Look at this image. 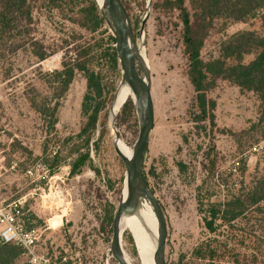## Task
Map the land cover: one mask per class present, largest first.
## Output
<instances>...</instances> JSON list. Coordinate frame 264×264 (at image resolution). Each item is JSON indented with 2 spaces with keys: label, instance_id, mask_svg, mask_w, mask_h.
I'll use <instances>...</instances> for the list:
<instances>
[{
  "label": "rangeland",
  "instance_id": "obj_1",
  "mask_svg": "<svg viewBox=\"0 0 264 264\" xmlns=\"http://www.w3.org/2000/svg\"><path fill=\"white\" fill-rule=\"evenodd\" d=\"M122 1L139 51L150 66L155 123L145 171L167 217L168 264H205L197 251L206 246L218 250L217 264H251L253 254L264 264V219L248 211L235 222L222 220L228 204L235 197L245 198L264 172L262 158L250 151L264 139L260 130L253 129L259 99L218 80L208 93V99L216 103L215 119L200 121L178 12L163 11L165 0ZM184 1L193 16L200 0ZM89 7V0H59L54 5L38 2L34 22L21 27L23 33L26 28L30 32L27 37L19 35L21 49L12 53L8 42L0 50V148H6L5 165L16 164L14 174L7 167L3 172L11 181L9 191L17 192L19 187L22 191L16 196L26 195L27 227L43 232L39 253L59 264H119L110 245L126 166L116 152L115 140L133 153L140 131L131 98L133 104L126 106L127 100L111 120L122 71L113 69L106 57L107 36L113 35L109 25L103 28L104 35L102 30L90 33L80 26L89 27L85 19ZM261 27L259 19L246 23L214 20L205 39L203 60L218 57L223 43L233 35L244 31L261 34ZM84 49L90 51L88 68L98 74L101 94L88 89L82 72L61 93L56 74L63 70L65 53L71 57ZM43 52L49 56L40 61L36 54ZM252 59L250 55L245 62ZM86 95L91 111L96 106L101 109L92 131H85ZM80 160L78 171L72 174ZM212 211L221 212L215 232L209 231L205 221ZM245 232H253L255 238ZM121 245L125 255L138 262L129 232L123 233ZM254 246L259 247L256 253ZM13 264L28 262L23 257Z\"/></svg>",
  "mask_w": 264,
  "mask_h": 264
},
{
  "label": "trees",
  "instance_id": "obj_2",
  "mask_svg": "<svg viewBox=\"0 0 264 264\" xmlns=\"http://www.w3.org/2000/svg\"><path fill=\"white\" fill-rule=\"evenodd\" d=\"M58 1L0 0V50L7 46L8 42L12 53L21 49L19 35L24 34L26 37L27 34L30 35L27 28L34 22L35 4L48 2L54 5ZM89 3L90 7L85 10V19L88 20L89 27L85 23L80 26L83 29H88L90 33L102 30V35L107 34V31H103L107 22L102 15L98 2L89 0ZM162 9L163 11L178 12V18L182 25L183 52L188 61V78L196 92V104L200 113L198 119L200 121L207 119L214 121L216 103L208 99V93L215 87L218 80H224L237 85L242 91L251 92L257 96L260 101V111L253 129L260 130L264 134V0H200V5L193 8V16L186 8L184 0H165ZM219 18H228L235 22L245 23L259 19L262 24V31L261 34L255 31H244L233 35L223 43L218 57L205 62L202 57L205 39L214 20ZM23 24L27 27L25 33L21 31ZM107 41L109 45L106 49L108 64L113 69L119 70L116 39L113 35H108ZM89 49L91 51L92 48ZM90 51L84 49L71 57L69 52L65 53L63 70L56 74L62 83L61 93L68 89L76 73L82 72L87 79L88 89L94 88L101 94L99 76L91 66L88 68L89 61L86 57ZM250 55H253V59L246 63L245 58ZM36 56L40 61H44L49 53L43 52L36 54ZM88 98L89 96L86 95L83 103V114L88 119L85 131L87 129L92 131L96 128L101 109L96 106L91 111V106L87 104ZM132 104L133 102L128 100L125 105ZM80 162L82 160L74 164L72 174L78 171ZM228 208L229 210L223 213L222 220L226 219L230 223L237 221L248 211L264 219V172L245 198L235 197L228 204ZM220 213V211H212L210 218H205L206 226L210 232L216 231L214 225L220 219ZM245 234L255 238L253 232H245ZM253 250L254 252L259 251V247L254 246ZM21 253V249L15 245H4L0 249V264H12L13 260ZM253 255L254 259L251 264H260L259 257ZM197 257L206 261L205 264L219 263L218 250L210 246L199 249ZM234 263H239V261L236 260Z\"/></svg>",
  "mask_w": 264,
  "mask_h": 264
},
{
  "label": "water",
  "instance_id": "obj_3",
  "mask_svg": "<svg viewBox=\"0 0 264 264\" xmlns=\"http://www.w3.org/2000/svg\"><path fill=\"white\" fill-rule=\"evenodd\" d=\"M96 1L98 2V0ZM99 7L116 39V51L122 71V84L127 83L135 94L134 105L138 112L140 126L131 159H127L116 147L118 156L126 166L127 198L121 199L113 219L110 252L119 264H128L121 245L123 234L120 230V221L123 214H133L141 200L144 199L149 201L153 207L159 222V236L155 254L157 264H168L165 253L168 236L167 217L161 202L149 184L145 171L150 136L155 123L151 73L139 51L135 31L123 1L103 0Z\"/></svg>",
  "mask_w": 264,
  "mask_h": 264
},
{
  "label": "bare ground",
  "instance_id": "obj_4",
  "mask_svg": "<svg viewBox=\"0 0 264 264\" xmlns=\"http://www.w3.org/2000/svg\"><path fill=\"white\" fill-rule=\"evenodd\" d=\"M102 5L103 0H98ZM147 67L150 69L148 60L143 56ZM131 98L135 102V94L127 83L119 87L111 109V120L117 117L122 106ZM116 147L121 149L127 159H131L132 150L127 148L119 139L115 140ZM119 146V147H118ZM127 198V187L124 183L122 199ZM121 234L129 232L135 243L138 255V262H133L127 255L125 260L128 264H157L155 254L159 236V222L149 201L140 202L133 214H123L120 221Z\"/></svg>",
  "mask_w": 264,
  "mask_h": 264
},
{
  "label": "built area",
  "instance_id": "obj_5",
  "mask_svg": "<svg viewBox=\"0 0 264 264\" xmlns=\"http://www.w3.org/2000/svg\"><path fill=\"white\" fill-rule=\"evenodd\" d=\"M250 151L264 162V139L254 144ZM23 209L20 201L0 202V245L12 244L20 248L28 264H59L48 254L37 251L43 232L39 228L26 226ZM62 261L66 262L67 259L63 258Z\"/></svg>",
  "mask_w": 264,
  "mask_h": 264
},
{
  "label": "crops",
  "instance_id": "obj_6",
  "mask_svg": "<svg viewBox=\"0 0 264 264\" xmlns=\"http://www.w3.org/2000/svg\"><path fill=\"white\" fill-rule=\"evenodd\" d=\"M5 151H6V148H4V149L0 148V202H7L8 203V202L20 201L21 203H23V207L25 208L26 207V203H27L26 195L16 196L22 191V188L19 189V187H18L17 192H14V191L10 192L9 191L11 189L10 188L11 181L8 179L9 176H7V173L6 172L4 173L3 170L6 169V167H7L10 170V173L14 174V172H12V171L15 170L16 164L12 162L10 167L7 164L5 165V162H4L5 161ZM25 215L26 214H24V222H25V224L27 226V224H28L27 220L28 219L25 218ZM3 247H4V245L3 246L0 245V249L3 248ZM10 248H12V247H10ZM37 251H38V249H37ZM23 257L24 256L21 253L17 258H15L13 260V262L14 261H19L20 262Z\"/></svg>",
  "mask_w": 264,
  "mask_h": 264
}]
</instances>
